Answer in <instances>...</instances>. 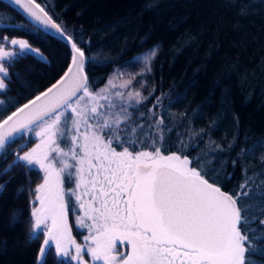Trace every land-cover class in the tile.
Wrapping results in <instances>:
<instances>
[{"label": "trees", "instance_id": "1", "mask_svg": "<svg viewBox=\"0 0 264 264\" xmlns=\"http://www.w3.org/2000/svg\"><path fill=\"white\" fill-rule=\"evenodd\" d=\"M85 50V73L93 93L110 75L157 49L149 88L143 100L127 102L131 121L143 125L135 150L206 156L219 174L217 185L234 194L248 181L241 196L251 206V228L264 235V0H36ZM241 15L242 6H248ZM26 40L47 63L27 55L8 67L7 89L0 92V118L45 91L64 74L70 48L37 32V27L0 1V37ZM5 48L11 50L10 44ZM3 109H8L6 112ZM163 124L156 127V121ZM124 127V125H122ZM163 139L159 140L161 134ZM23 133L0 156V172L13 163L33 140ZM143 141L144 143H140ZM183 142V147L181 145ZM232 145V147H229ZM132 150V146L124 144ZM256 146L253 155L245 151ZM113 147H122L113 143ZM20 151V154L23 153ZM203 162V161H202ZM42 175L28 167H13L0 175V264H39L43 242H28L34 189ZM22 190V191H21ZM13 212L22 214L13 220ZM70 223L75 231L71 213ZM252 239V236H249ZM246 260L264 264V239L253 241ZM46 264H64L52 250ZM69 264H75L70 261Z\"/></svg>", "mask_w": 264, "mask_h": 264}, {"label": "snow or ice", "instance_id": "2", "mask_svg": "<svg viewBox=\"0 0 264 264\" xmlns=\"http://www.w3.org/2000/svg\"><path fill=\"white\" fill-rule=\"evenodd\" d=\"M13 2L40 26L37 32L54 30L71 46V64L63 76L0 118V156L5 159L6 149L17 135L28 133L39 139L29 151H23L22 146L14 154L13 163L0 172L4 175L13 167H28L43 173V182L34 189L28 234L29 243L41 235L44 238L39 264H46V254L53 248L64 264H85V253L92 264H256L246 260V253L257 251L253 241L264 239V235L251 228V206L240 202L241 196H249L243 191L248 181L239 186L240 191L229 194L217 185L219 174L210 182L215 169L206 156L193 161L177 152L164 155L155 140L151 150L136 151L143 125L129 123L132 114L103 95L106 89L100 93L90 90L84 71L85 50L36 0ZM247 7L250 5L242 6L241 15L246 14ZM6 44L16 50H6ZM157 51L154 48L142 58L148 71ZM29 54L47 63L39 49L26 40L0 37V92L7 89L6 64ZM130 83L126 81L122 87ZM115 95L121 100L125 96L122 92ZM100 99L108 101L107 105L100 104ZM127 100L139 104L143 97L139 91H129ZM117 107L119 111H113ZM102 108L107 111H99ZM162 124L163 120L156 121L157 128ZM158 139H163L162 132ZM113 143L122 151H117ZM124 144L131 145L132 150ZM255 148L242 151L253 155ZM65 177L69 183L74 180V189L65 190ZM4 188L0 184V194ZM66 197H75L84 213L77 217L78 226L88 230L83 245L71 235ZM20 215L13 212V220ZM260 223L264 225V220ZM73 248L75 254L70 251Z\"/></svg>", "mask_w": 264, "mask_h": 264}, {"label": "rangeland", "instance_id": "3", "mask_svg": "<svg viewBox=\"0 0 264 264\" xmlns=\"http://www.w3.org/2000/svg\"><path fill=\"white\" fill-rule=\"evenodd\" d=\"M13 49V46H11ZM6 50H11L9 48H6ZM150 51H148L145 54H142L141 56H139L138 58H136L135 60H133L129 65H127L126 67H124L123 69L117 70L115 72H113L108 81L106 82L105 86L98 89L96 91V93H100L102 89H106L107 91L102 93L103 95H107L109 97L110 100H112L113 103L119 105H124L125 107L128 106L127 102H129L127 100V93L129 91H143L149 88V77H150V73H151V67H152V63L154 58L150 61L149 66H150V71H148L146 69L145 66V62L143 61V57L148 54ZM109 80H112V84H109ZM131 81L129 87L125 88L122 87V85L126 82V81ZM117 92H122L125 94L124 99L121 100L118 97H116V93ZM135 100H132V102ZM100 104H104L107 105L108 101L100 99L99 100ZM99 111L101 112H105L107 111V108H102L99 109ZM113 111H119V107H117L116 109H114ZM90 123H93L94 121H89ZM81 131H84V128H81ZM26 138L27 139H31L33 140V145L31 148L35 147V145L37 143H39V139L34 137L32 134H26ZM113 146V145H112ZM61 147H64L65 150H67V147L65 146V144L63 142H61ZM30 148V149H31ZM30 149H28L27 151H29ZM117 151H122L119 149H116ZM23 154V153H22ZM21 154V155H22ZM70 163H75L74 161H69ZM72 171L74 172L75 170L72 169ZM42 177H43V173L40 172ZM43 182V181H42ZM64 187L65 190L68 191L69 189H74L75 188V182L73 180L72 183H69L67 177H65V181H64ZM78 191H82V190H78ZM83 200H88L89 197L88 196H82ZM66 200H68V198L66 197ZM35 206L38 207L39 206V202L35 201ZM69 210H73V212L71 211V215H72V219L74 220L75 223V227L77 229L78 235L75 237L72 234L73 239L80 244H84V237L88 235V230L86 228H80L78 226L77 223V217L78 216H83L84 213L83 211L79 208V205L76 203L75 201V197H72L70 200H68V211ZM91 221H86V223H90ZM72 252V254H75L74 252V248L70 250ZM88 256L87 253L84 254V256ZM89 257V256H88ZM62 260V259H61ZM85 260V264H92L91 262V257L89 258V261L91 263H88L84 257ZM76 264L75 261H72ZM97 264H99V262H97Z\"/></svg>", "mask_w": 264, "mask_h": 264}, {"label": "water", "instance_id": "4", "mask_svg": "<svg viewBox=\"0 0 264 264\" xmlns=\"http://www.w3.org/2000/svg\"><path fill=\"white\" fill-rule=\"evenodd\" d=\"M1 2H3V3H5V4H7L9 7H11L13 10H15L17 13H19L21 16H23L28 22H30L32 25H34L35 27H37V28H39L40 26L35 22V21H33V20H31L29 17H28V15L18 6V5H16L14 2H13V0H0ZM41 31H43L44 33H46V34H48V35H50V36H52V37H54V38H56V39H58L59 41H62L63 43H65L69 48H70V51H71V46H70V44H68L67 42H66V40L65 39H62L57 33H55V31L54 30H43V29H41ZM30 55H32V56H34V57H36V58H38L37 56H35V55H33V54H30ZM71 64V59H70V63H69V65ZM68 68V67H67ZM66 71H67V69H66ZM85 71V70H84ZM63 76V75H62ZM60 79V78H59ZM56 83V82H55ZM51 87V86H50ZM47 90V89H46ZM45 90V91H46ZM44 92V91H43ZM35 98V97H34ZM33 98V99H34ZM19 135H21V134H19ZM19 135H17V136H19ZM16 136V137H17ZM43 244V243H42ZM39 260H40V257H39V254H38V263H39Z\"/></svg>", "mask_w": 264, "mask_h": 264}, {"label": "flooded vegetation", "instance_id": "5", "mask_svg": "<svg viewBox=\"0 0 264 264\" xmlns=\"http://www.w3.org/2000/svg\"><path fill=\"white\" fill-rule=\"evenodd\" d=\"M17 48H18V46H16ZM13 50H16V49H14L13 48ZM71 211L73 212V210H69L68 211V223H69V227H70V229H71V234L73 235V236H77L78 235V232H77V229H76V227H75V223H74V220H72L73 221V225H74V228H75V231L74 230H72V228H71V223H70V215H69V213H71ZM117 249L118 250H121V247H120V245H119V242H117ZM53 251H54V254H55V250H54V248H53ZM85 257V259H86V261L88 262V263H91L90 261H89V258H90V256L88 257V256H84Z\"/></svg>", "mask_w": 264, "mask_h": 264}]
</instances>
